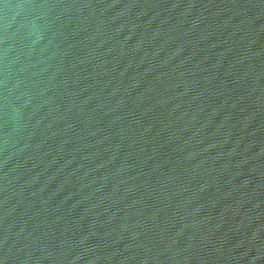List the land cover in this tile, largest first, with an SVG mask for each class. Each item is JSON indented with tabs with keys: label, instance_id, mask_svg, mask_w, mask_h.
<instances>
[{
	"label": "water",
	"instance_id": "1",
	"mask_svg": "<svg viewBox=\"0 0 264 264\" xmlns=\"http://www.w3.org/2000/svg\"><path fill=\"white\" fill-rule=\"evenodd\" d=\"M0 264H264V0H0Z\"/></svg>",
	"mask_w": 264,
	"mask_h": 264
}]
</instances>
